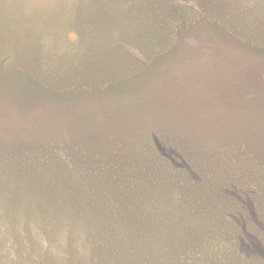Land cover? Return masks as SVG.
Returning a JSON list of instances; mask_svg holds the SVG:
<instances>
[{"label":"rangeland","instance_id":"1","mask_svg":"<svg viewBox=\"0 0 264 264\" xmlns=\"http://www.w3.org/2000/svg\"><path fill=\"white\" fill-rule=\"evenodd\" d=\"M170 21H177L180 38L167 52L122 41ZM0 154L20 161L18 171L34 170L39 186L24 185L25 196L43 193L49 198L43 202L61 206L52 223L65 231L63 240L71 230L66 207L86 211L97 193L85 197L69 187L65 194L68 185L53 180L54 168L70 180L74 169L83 175L96 165L117 166L135 181H150L139 190L150 203L160 161L192 177L191 164L199 173L214 171L204 165L212 157L227 158L225 165L236 160L240 171L251 166L253 194L231 191L225 181L217 187L221 202H232L242 217L232 219L227 208L214 216L228 221L225 231L237 240L229 264H264V171L253 161L264 165V0H0ZM34 157L48 163H27ZM176 193L179 218H187L191 192ZM190 219L210 228L208 217ZM21 224L6 241L0 233V264L35 263L27 253L19 257L27 220ZM31 229L44 238L39 226ZM85 242L76 239L70 263L86 264L84 254L94 255L81 247ZM67 257L65 248L64 264Z\"/></svg>","mask_w":264,"mask_h":264},{"label":"trees","instance_id":"2","mask_svg":"<svg viewBox=\"0 0 264 264\" xmlns=\"http://www.w3.org/2000/svg\"><path fill=\"white\" fill-rule=\"evenodd\" d=\"M176 23L177 21H170L169 26L154 30L143 29L138 36L127 33L123 35L122 41L125 44L137 43L145 48H161L167 52L180 38ZM0 159V233L6 241L14 229L21 230L20 220L26 219L27 224L23 226L22 232L25 239H20L25 240L26 248H19L18 254L22 257L27 253L25 259H33L35 263L32 264H64L65 248L68 252L67 264H72L68 261L69 253L75 248L74 243L79 236L87 239L81 247L91 249L94 254L91 258L87 252L84 254L86 264H229L237 254V240L229 239L230 235L225 231L228 221L217 220L216 218L221 216H214V213H221L227 208L225 211L232 219L242 216L232 212V202H221L219 194L223 191L220 192L217 187H221L225 181L229 190L242 188L241 192L246 197L253 194L257 188L253 178L257 174L253 173L251 166H248L249 172L240 171V164L233 160L228 163L231 164L229 169L228 164L225 165L227 158L219 157L204 160L206 168L214 167V171L210 173H199L195 165L191 164L190 169L196 177L191 176L189 169L176 167L172 161L158 162L160 167L157 168V176L153 178L154 183L151 185L155 190V199L150 200V203L144 200L146 195L139 191L148 186L150 181L145 178H141L139 182L135 181L128 172H119L117 166L94 165V172L84 170L87 174L83 175V170L78 173L74 169L70 180L58 173V168H54L56 175H52L53 180L68 185L63 187L65 194H71L68 192L69 187L76 188L85 197L97 193L95 205L88 206L86 211H82L78 205L66 207V213L70 216V223L66 226L71 228V239H75L73 242H67L70 236L63 240L65 231L60 234L59 228L52 223V218L60 216L61 206L56 208L51 202H43L49 200L43 193L36 194L37 196L24 194V185L31 183L39 186V183L33 180L36 175L34 170L30 172L23 166L24 172L18 171V165L22 164L20 161ZM44 161L43 158L34 157L28 159L27 163H48ZM253 161L258 165L256 169L263 172L264 165L258 164L259 161L255 158ZM49 162L51 165L55 164ZM244 172L248 177L244 176L245 180L243 177L238 181L236 177ZM7 183H10V189H3ZM173 190L177 192V196L183 192L185 195L191 192L189 208L183 205L188 214L187 218H179L181 211L176 199L174 200L176 195ZM15 202H18L19 206L14 207ZM31 203H35L36 207L30 209L27 205ZM150 208L152 210H149ZM192 216L208 217L206 225L210 228L200 229L201 220H191ZM76 217L78 220H72ZM32 226H39L44 238L35 237L38 230L31 229ZM146 231H152L153 238L145 241L140 235ZM48 242L53 244L49 251L44 248ZM27 244L33 247L32 251L27 249ZM35 252L37 253L34 256ZM20 264H23L21 259Z\"/></svg>","mask_w":264,"mask_h":264}]
</instances>
